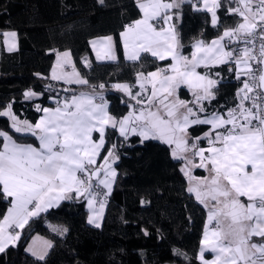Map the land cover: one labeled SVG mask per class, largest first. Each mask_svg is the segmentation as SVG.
Listing matches in <instances>:
<instances>
[{
    "label": "snow or ice",
    "instance_id": "obj_1",
    "mask_svg": "<svg viewBox=\"0 0 264 264\" xmlns=\"http://www.w3.org/2000/svg\"><path fill=\"white\" fill-rule=\"evenodd\" d=\"M202 2V8L193 5L195 10L210 13L211 26L219 31L217 10L224 5L221 0ZM178 6L164 0H137L141 18L124 26L118 40L109 35L90 42L97 61H116L118 43L129 61H139L141 53L171 61L147 74L138 73L140 91L133 92L126 83L112 86L135 101L128 105L127 115L110 114L103 83L99 92L70 93L73 85L89 84L75 70L70 52L57 53L50 77L69 87L61 90L62 98L49 97L54 107L36 104L35 110L41 113L36 122L21 120L12 103L0 110L14 133L38 141V145L19 143L8 131L0 130V198L9 205L0 219V253L16 246L31 218L65 200L85 201L92 213L88 222L100 227L117 177L114 164L120 158L116 144L101 156L111 128L125 141L130 136H138L141 142L160 141L182 164L180 171L190 182L187 191L207 209L208 225H215L204 233L201 264H264V0H228L226 13L237 17L238 23L210 42L197 41L190 57L180 51L171 24L170 12ZM15 48V42L8 44V51ZM84 64L90 67L91 61ZM230 64L229 71L241 81L237 104L223 113L209 112L206 102L215 99L221 82L220 73L213 70ZM69 65L71 72L65 70ZM182 87L191 93V100L180 98ZM23 95L32 100L43 93L27 90ZM196 126L206 130L193 137L190 130ZM94 133L98 138L94 139ZM204 141L207 147L201 146ZM193 169H204L208 175L197 178ZM224 220L230 221L226 228ZM51 227L61 235L68 231ZM44 247L51 244L45 242ZM206 248L215 253L211 261L204 258ZM28 251L37 262L45 260V250L32 246Z\"/></svg>",
    "mask_w": 264,
    "mask_h": 264
},
{
    "label": "trees",
    "instance_id": "obj_2",
    "mask_svg": "<svg viewBox=\"0 0 264 264\" xmlns=\"http://www.w3.org/2000/svg\"><path fill=\"white\" fill-rule=\"evenodd\" d=\"M217 10L219 31L211 26V14L196 11L193 3L179 9L180 20L175 33L180 51L190 57L197 41L209 42L224 29L234 27L238 18L226 13L228 0ZM141 13L137 0H0V110L12 103L13 111L21 119L36 122L43 107L55 105L49 97H63L65 87L50 79V71L57 52L69 51L75 70L89 81L87 86H72L71 92H99L110 103V114L120 118L130 111L133 101L112 86L116 83L134 84L137 74L166 67L169 61H158L144 53L137 62L125 58L121 44H117L114 62L98 63L93 59L90 40L113 36ZM13 30L17 35V49H5L2 32ZM92 58L86 69L81 59ZM226 66L214 69L223 82L215 90V99L206 103L209 112H225L235 104V90L241 81L228 72ZM201 72L205 71L200 69ZM68 88V87H67ZM33 90L43 93L39 99L26 100L23 93ZM69 93V94H70ZM180 95L190 97L185 88ZM10 120L0 117V130L12 133L19 142L34 143L31 136L16 134ZM204 127L191 129L192 135ZM105 150L116 144L117 177L108 197L102 226L88 222L85 201H63L59 207L32 218L21 233L15 247L0 253V264H201L198 253L207 223V210L190 194L182 164L171 156L170 148L156 140L141 142L138 136L128 140L109 128ZM9 207L0 198V219ZM46 222L67 228L64 236L52 233ZM48 238L51 249L44 261L26 252L34 235Z\"/></svg>",
    "mask_w": 264,
    "mask_h": 264
},
{
    "label": "crops",
    "instance_id": "obj_3",
    "mask_svg": "<svg viewBox=\"0 0 264 264\" xmlns=\"http://www.w3.org/2000/svg\"><path fill=\"white\" fill-rule=\"evenodd\" d=\"M164 2L165 3H167V2H174V3H178L179 4V6L178 7H175V8H173L172 10H171V12H170V14L173 16V19H172V21H171V24L172 25H174V27H175V22H177V21H179L180 20V13H179V9L181 8V6L183 5V4H185V3H188V2H183V3H181L180 2V0H164ZM192 3L193 4H195L196 6H198V7H203V2H202V0H199V3H197V0H192ZM142 15V14H141ZM141 15H140V17L138 18V19H140L141 18ZM133 22V21H132ZM131 22V23H132ZM158 27H159V25H158ZM13 30H6V31H3L2 32V35H3V42H4V46H5V49H6V51H8V44L9 43H12V42H15V44H16V48H15V50L17 49V35L15 36V37H12L10 34L11 33H14V32H12ZM123 31V30H122ZM16 33V32H15ZM102 37H105V36H102ZM102 37H96V38H93V39H91L90 40V42L91 41H93V40H95V39H98V38H102ZM7 38H8V40H7ZM217 38V37H216ZM210 42V41H209ZM90 48H91V45H90ZM123 48V47H122ZM15 50H13V51H15ZM13 51H8V52H13ZM91 51H92V56H93V59L96 61V62H98V63H105V62H114V61H97L96 59H95V52L93 51V49L91 48ZM124 51V50H123ZM64 52H69V51H62V52H57V53H59V54H63ZM57 53H56V55H55V59H54V62H53V65H52V68H53V66L56 64V59H57ZM144 53H141V56L143 55ZM149 54V53H148ZM125 55V54H124ZM150 55V54H149ZM151 56V55H150ZM152 57V56H151ZM154 58V57H153ZM156 59V58H155ZM70 60H71V63L73 64V59H72V56L70 55ZM85 60H88V61H91V66L90 67H86L85 66V64H84V61ZM158 60V59H157ZM129 61V60H128ZM158 61H160V60H158ZM165 61H169V63H171V61L170 60H165ZM81 62H82V64H83V66L86 68V69H90L91 67H92V64H93V61H92V58H91V56H89V55H84L83 57H82V59H81ZM130 62H134V61H130ZM135 62H137V61H135ZM52 68H51V71H52ZM228 69V68H227ZM66 71H69V72H71L72 71V67H71V65H69V66H67V68L65 69ZM199 71H200V69H198ZM51 71H50V77H51ZM155 71V70H154ZM228 72H230V73H233L232 71H229V69H228ZM220 73V72H219ZM234 74V73H233ZM235 77V76H234ZM218 79H220V81L221 82H223V78L221 77V74H220V76L218 77ZM243 79V78H242ZM54 82H56V83H58V84H60V85H62V86H64L65 88H67V87H69L67 84H65V83H63V82H59V81H54ZM122 84H124V83H122ZM126 84H129V83H126ZM129 85H131L132 86V91L133 92H137V91H139L140 89H139V87H138V84H137V79H136V82L134 83V84H129ZM73 86H78V85H73ZM182 88H184V87H182ZM186 90H187V88H185ZM188 91V90H187ZM124 93V92H123ZM125 94V93H124ZM188 94H189V98L187 97H183V96H181L180 95V93H179V95H180V98L181 99H184V100H191L192 99V95H191V93L188 91ZM126 95V94H125ZM108 101V100H107ZM133 103H135V101H133ZM207 103V102H206ZM55 105H53V106H47V107H54ZM206 106V105H205ZM137 107H139V106H137ZM109 108H110V103L108 102V110H109ZM131 110V109H130ZM110 112V111H109ZM11 123V122H10ZM196 127H204V126H196ZM205 128V127H204ZM206 130V128L204 129V131ZM204 131H202L201 133H199L198 135H196V136H200ZM10 134H12V133H10ZM13 135V134H12ZM94 135V139L95 138H98V133H94L93 134ZM190 135H192L191 134V130H190ZM14 136V135H13ZM193 137H196L195 135H192ZM15 138V137H14ZM151 140V139H150ZM156 141H158V140H156ZM19 142V141H18ZM19 143H25V142H19ZM32 144H34V143H32ZM34 145H38V141H37V143L36 144H34ZM201 146H203V147H207V142L206 141H204L203 143H202V145ZM106 147V146H105ZM104 155H106V150L105 151H103L102 153H101V156H104ZM98 163H102V160H98ZM116 164V163H115ZM115 164H114V167H115ZM116 168V167H115ZM117 171V170H116ZM193 175L195 176V177H197V178H203V177H206L207 175H208V173L204 170V169H193ZM187 178V182H188V187H189V179H188V177H186ZM115 181H116V179H115ZM114 185H115V182H114V184H113V187H112V191H113V188H114ZM112 191H111V193H112ZM111 193L108 195V197L111 195ZM192 195H194V194H192ZM241 200H242V202H244V203H247V199L246 198H244V197H242L241 198ZM65 201H70V200H65ZM63 202V201H62ZM61 202V203H62ZM56 208V207H55ZM85 208H86V210H87V212H88V218H89V216L92 214L91 212H90V210H89V208L87 207V204H86V202H85ZM53 209V208H52ZM51 210V209H50ZM105 210H106V207H105ZM207 210V209H206ZM46 212H42L41 214H45ZM6 214V213H5ZM104 215H105V211H104V213H103V217L100 219V221H99V223H100V227L102 226V223H103V219H104ZM37 217V216H36ZM34 218V217H33ZM32 219V218H31ZM30 219V220H31ZM29 220V221H30ZM230 221H228V220H224L223 221V227H225L226 228V226H227V224L229 223ZM91 225H93L94 227H96L95 226V224H91ZM46 226L48 227V229L52 232V233H54V234H57V235H59V236H64L66 233H64L63 235H61V234H59V233H57V232H55V231H53V229H52V227L51 226H59V227H62V226H60V225H57V224H52V223H50V222H46ZM100 227H97V228H100ZM62 228H64V227H62ZM209 228H211L210 227V225H208V222L206 223V226H205V228H204V231H203V235H202V241H203V238H204V233H205V231H206V229H209ZM254 240H257L258 241V239L259 238H253ZM202 241H201V247H200V250H199V253H198V260L200 261V259H199V254H200V251H201V248L203 247V245H202ZM45 242H48V243H50L51 244V246H52V243H51V241L48 239V238H46V237H44V236H41V235H38V234H36V235H34L32 238H31V240L29 241V243H28V245H27V247H26V252L29 254V255H31L32 256V254L28 251V249H29V247H32V246H34V247H36L37 249H42V250H45L46 251V253L48 254L49 253V251H50V249H51V247L50 248H46L45 249V247H44V245H45ZM47 254H46V256H47ZM45 256V257H46ZM214 256H215V253H213V252H211L210 250H208L207 248L205 249V251H204V258H205V260H208V261H211L212 259H214ZM34 257V256H33ZM36 258V257H35ZM201 262V261H200Z\"/></svg>",
    "mask_w": 264,
    "mask_h": 264
},
{
    "label": "built area",
    "instance_id": "obj_4",
    "mask_svg": "<svg viewBox=\"0 0 264 264\" xmlns=\"http://www.w3.org/2000/svg\"><path fill=\"white\" fill-rule=\"evenodd\" d=\"M131 23V22H130ZM130 23H128V24H130ZM127 24V25H128ZM242 46V45H241ZM227 67H228V69L229 68H231V67H233V65H227ZM241 87V82H240V84L238 85V87L236 88V90H235V104H234V106L233 107H235L236 106V104H237V98H236V93H237V90L239 89ZM149 88H150V86H149ZM140 91V90H139ZM133 104H135V103H133ZM107 202H108V196H107V199H106V204H107ZM215 225L213 224V225H210V227H214Z\"/></svg>",
    "mask_w": 264,
    "mask_h": 264
},
{
    "label": "rangeland",
    "instance_id": "obj_5",
    "mask_svg": "<svg viewBox=\"0 0 264 264\" xmlns=\"http://www.w3.org/2000/svg\"><path fill=\"white\" fill-rule=\"evenodd\" d=\"M9 31V30H8ZM12 32H14L15 33V31H12ZM3 36V35H2ZM7 40H8V38H7Z\"/></svg>",
    "mask_w": 264,
    "mask_h": 264
}]
</instances>
